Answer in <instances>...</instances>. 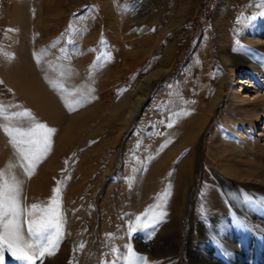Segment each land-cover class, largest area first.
I'll return each instance as SVG.
<instances>
[{"label":"rangeland","instance_id":"rangeland-1","mask_svg":"<svg viewBox=\"0 0 264 264\" xmlns=\"http://www.w3.org/2000/svg\"><path fill=\"white\" fill-rule=\"evenodd\" d=\"M190 2V11L176 16V65L122 92L70 74L45 51L37 52V66L34 49L45 35L36 33L35 2L0 0V105L4 116L31 114L0 118L7 125L0 142L13 153L0 171L19 181V223L41 219L48 208L61 221L51 254L29 252L34 264H264V93L250 109L235 103L233 64L224 56L264 66V37L255 45L248 34L264 20V0ZM31 120L55 130L34 163L24 158L29 137L15 133L29 130ZM130 226L137 229L131 235ZM0 264L26 262L5 244Z\"/></svg>","mask_w":264,"mask_h":264},{"label":"crops","instance_id":"crops-1","mask_svg":"<svg viewBox=\"0 0 264 264\" xmlns=\"http://www.w3.org/2000/svg\"><path fill=\"white\" fill-rule=\"evenodd\" d=\"M33 1L36 33L45 35L34 49L36 65L42 66L37 52L45 51L70 74L110 82L111 89L116 86L122 92L127 84L135 85L160 68L166 74L176 65V16L189 12L192 3L178 7L181 0ZM17 9L21 11L15 6L13 12ZM172 108L176 110L175 103Z\"/></svg>","mask_w":264,"mask_h":264},{"label":"snow or ice","instance_id":"snow-or-ice-1","mask_svg":"<svg viewBox=\"0 0 264 264\" xmlns=\"http://www.w3.org/2000/svg\"><path fill=\"white\" fill-rule=\"evenodd\" d=\"M16 118H31V114L27 111L24 113L15 114ZM0 117L11 120L13 117L4 116V108L0 105ZM34 119V118H32ZM171 126V125H169ZM5 127L7 125H0ZM55 130L47 128L45 125L34 123V126L23 131L19 128L15 129V133L19 136L29 137L26 142L30 147L25 151L24 158L34 163L40 159V154L46 152L49 147L48 134ZM30 174V173H29ZM20 185L15 178L5 179L4 173L0 171V254L4 251V245H7V250L11 252L17 259H20L26 264H34V255L30 254L26 249L33 250L43 256L45 252H49L48 245L54 249L58 242L60 233L61 221L57 215L56 208L41 209L43 216L39 220H32L27 225L28 235L33 238V243L24 241L21 235V225L18 218L22 215V209L19 203ZM59 192V188L54 189V194ZM51 203L55 204L53 200ZM37 205H33L32 209L36 210ZM31 214V213H29ZM163 212L157 213L150 223H153L163 218ZM139 220V218H137ZM142 228L149 227L148 223L140 225ZM136 227L130 226L129 234L136 232ZM131 253V249H129ZM132 257L129 256V261Z\"/></svg>","mask_w":264,"mask_h":264},{"label":"bare ground","instance_id":"bare-ground-1","mask_svg":"<svg viewBox=\"0 0 264 264\" xmlns=\"http://www.w3.org/2000/svg\"><path fill=\"white\" fill-rule=\"evenodd\" d=\"M263 13H259V15L255 16V17L258 18V19H261V15H263ZM250 20H253V18L250 19ZM248 34H250L252 36L251 40L249 39V41L251 43L255 44V45H259L261 43L262 38L264 37V20L262 19L261 21H258L256 24L251 26L250 29L248 30ZM0 54H2V53H0ZM228 55H224L226 62L233 64V69L231 70L232 78H231V83H230V96H231L230 98L235 103H237L238 105H240V106H242L244 108H247V107L251 108V106L252 107L253 106L254 107L257 106L258 101H260L259 97H260L261 93L262 94L264 93V66L261 65L260 62H256L254 59H252V58H250L248 56H238L233 61L232 58L229 57ZM0 59H1V57H0ZM1 61H2V59L0 60V75H2V70H3L2 69L3 67L1 65ZM27 68L32 72V67H31V65L29 63L27 64ZM3 74H4V72H3ZM7 78H8V76H7ZM32 80H34V79H32ZM40 89H41V93L45 92L43 90V88H40ZM40 89H38L37 91H40ZM38 93H40V92H38ZM51 95L49 93V95L47 97V99H49L48 104L49 105L51 104L52 107L55 106L57 109H59V112L61 114L60 116L62 118L64 116V112L62 110V107H61V105L59 104L58 101L54 100L55 97L53 98ZM142 101H143V99H142ZM14 113L17 114V113H20V112H14ZM15 114H14L13 119H16V121L19 120V119L21 120V118H16ZM197 117H196V119H194V117H193L192 118L193 120H191L190 122L193 123V124L196 123L197 120H198ZM0 118L3 119V121L5 120L3 117H0ZM51 121L53 122V120H51ZM0 122H1V120H0ZM25 123H26V125H24V128L25 129H27V128L30 129V127L31 126L33 127L34 123H38V121L37 120H31L29 122L25 121ZM179 129H180V127H179ZM191 133H192L191 130H188V132H185V131L182 132L181 142H180V145H179L180 147L186 146V144H187V142L189 140V137H191L190 135H192ZM193 134H194V132H193ZM1 142L0 143L2 144V146H1L2 150L0 152L1 153L0 164H1V166H3L2 164L5 163V165H6V162H9L10 154H12V156H13V153L11 152V150L8 147L7 148H8L9 152H7L6 147H5L6 146L5 142H4V140L2 138H1ZM59 145H61V144H59ZM159 145H162V143H159ZM61 147H62V145L58 149H60V150L63 149V147L62 148ZM61 156H62V154H61ZM7 167H8V165H7ZM6 171H8V172H6L7 174L10 172L9 170H6ZM241 173H243V172H241ZM232 174L235 177H238L239 175H241V174H239L238 171H233ZM9 175H10V173H9ZM259 217L261 218L262 216H259ZM258 223H259V220H258ZM20 225H21V235H22L24 241L27 242V243H33L34 241L32 242L31 239L29 238V235H28V232H27V225H25V222L24 223L21 222ZM260 227H261V224H260ZM261 230L264 231V229H262V228H261ZM260 235H261V233H260ZM27 250L29 252H31V251L33 252V250H31V249H27Z\"/></svg>","mask_w":264,"mask_h":264}]
</instances>
